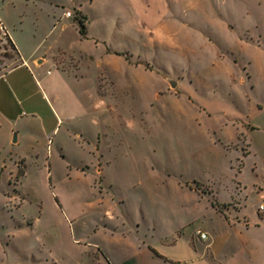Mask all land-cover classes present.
<instances>
[{"label": "rangeland", "instance_id": "rangeland-1", "mask_svg": "<svg viewBox=\"0 0 264 264\" xmlns=\"http://www.w3.org/2000/svg\"><path fill=\"white\" fill-rule=\"evenodd\" d=\"M74 1L0 0V15L10 37L21 38L23 52L39 47L36 57L58 58L60 67H49L46 74L60 68L75 82L94 117L92 126L82 123L93 137L101 134L105 176L95 169L101 159L93 148L98 136L92 146L87 136L75 144L67 140L61 152L60 138L69 130L73 136L71 124L83 132L80 122L58 124L50 109L67 107L66 101L57 103L49 93L48 102L35 97V114L29 108L21 114L35 119L41 144L1 156L8 166L19 154L27 161L0 166V264H166L164 247L180 236L191 241L199 222L182 227L208 202L199 203L190 185L198 182L209 187L205 191L227 195L243 157L244 146L236 138L244 124L259 125L252 116L264 104V0H172L194 13L180 19L183 32L168 18L170 29L157 36L140 29L139 43L119 37L117 11L129 14L128 0L121 8L117 0H77L92 19V40L81 38L74 19L66 21L67 30L60 24L54 28L53 18L63 7L76 16ZM158 1L137 9L151 30L171 10ZM104 2L102 16L108 22L101 17ZM127 43L136 48L137 70L105 53L128 51ZM70 56L77 67L69 66ZM14 57L0 38V75L14 66ZM42 126H49L48 137ZM217 136L222 143L216 144ZM234 142L237 146H231Z\"/></svg>", "mask_w": 264, "mask_h": 264}, {"label": "crops", "instance_id": "crops-1", "mask_svg": "<svg viewBox=\"0 0 264 264\" xmlns=\"http://www.w3.org/2000/svg\"><path fill=\"white\" fill-rule=\"evenodd\" d=\"M128 1L129 5L133 8L129 6L132 9L129 14L119 9L117 11L118 18L116 19L118 20V32L122 35L119 36L122 40L126 38L134 41L137 40L139 43L141 37H143L142 32L150 36H157L160 33H164L163 31L169 30L170 25H172L164 22L168 20V18H173V24L176 25L175 27H177V29H180L181 23L179 22L181 20L185 21L183 17L194 14L191 11H182L180 5L172 0H159L158 2L161 7L164 8L167 2V7L171 10H168L165 18L158 22L156 18H154L152 21L158 23L159 29L156 26L151 30L148 26H145L146 23H144V20L142 21L140 13H137V9L150 7V4L152 5L153 2H149L150 0ZM80 2L81 1L75 0V7L73 8V10L76 11V15H81L86 18L87 34L86 36L80 34V36L83 40H92L94 38H91L89 35V27L92 19L84 9V5ZM117 4V7H123L122 0H117ZM105 8L106 2H104V6L101 4L100 11L102 13L101 17L104 18L103 21L106 20V22H108L109 20L105 19V16H102L105 15ZM69 12L72 13L71 10H66V8L63 7V12H61L59 16L53 18L55 21L53 27L56 28L60 24L64 25V30H67L69 27L66 21L71 19L75 20L74 14H72L71 17H67V13ZM184 13L187 14L185 15ZM126 15L130 18L137 19L130 21L125 18ZM0 21L4 29L9 25L1 15ZM75 23L78 25L76 20ZM135 23H139V25L135 26ZM205 23L208 24L209 22L205 20ZM227 25L229 29L231 26L229 23ZM12 28L15 30L16 26L13 25ZM191 28L199 31L202 29L196 26ZM78 30L80 33L79 25ZM203 31L204 30H201V33L205 34ZM178 32H183V30L181 31L180 29ZM6 34L19 53V61L14 68L8 69L0 75L1 168L7 169L13 165L16 167L19 162L27 161L24 155L19 154L15 159V163L8 166L7 163L9 160L1 157L3 152L41 144L42 138H39L38 135L34 133L36 129L35 119L32 116L31 118L25 119L21 114V110L23 108H29L35 114L37 108L34 103L35 97L37 98L39 95L43 100L48 102L49 98L47 93H49V95L57 97V103H62V101L65 100L67 104V107L64 106V108H62L61 105L58 106L57 109L60 110L61 108V111L57 110L56 106L50 109L52 110L53 116L58 121V124L61 122L71 124L70 122L75 123V121L79 120V125L83 130V132H78L77 127L71 124L74 127L73 131L78 134L74 132L72 136L69 130L66 136L63 135L66 138L63 136L60 138L58 144L60 151L64 152L66 150L64 147L66 146L67 140L75 144L78 143L79 139L87 136V138L85 137V141H87L89 146H92L93 141L91 139L98 136L97 144L93 148L97 153L101 154V159L99 158V166L95 169L97 174L105 176V169L102 165L105 164L107 159L104 149L102 148L101 134L94 135L93 137V134H90L91 131L87 132L86 126L82 123L88 120L87 123L90 127V125L92 126V123H94V117L91 113H88L87 107L82 103L77 92L74 90L75 82L70 81L69 78L64 76L60 68L57 69V74L45 73V69L47 70L49 67H60L57 57L51 58L47 54L36 57V51H38L39 47L35 48L31 53L26 54V52H23L24 50H21L23 47V42H20L21 38H12L7 32ZM207 37L210 39L211 35L209 34ZM170 38L172 37H168V39ZM212 41L214 40H209V42ZM98 44L99 40H96L95 45L97 46ZM128 45V51H125V49L117 51L111 48L105 53L111 55L112 58H117L119 63L125 64L124 66L135 67L137 70L138 64H136L133 59L136 48L130 43ZM156 48L158 50H163L158 46ZM167 49L168 51L179 52L171 47ZM85 55L88 57L87 53H85ZM130 57L132 58L130 59ZM89 58L94 61L98 67L104 66L103 60H97V58L92 55H90ZM69 66L77 67V63L73 56H70ZM250 66L252 67V62H250ZM166 91H168V89H166ZM255 113L256 116L253 115L252 119L255 117V119L257 118L256 120H260L259 125L257 126V124L255 125V123L252 122L244 124L246 129L241 131L236 138V141L240 140L244 146L242 149L243 157L237 160V172H235V179L230 182L232 185H230L231 189L228 190L227 195L222 196L218 192H215V196H213L198 192L194 188H189L193 194L199 196V199H201L199 203L203 205L204 198L208 199V202L205 203L204 207L199 209L200 211H198L195 219H191V222L182 227V229H185L194 222H199L200 226L194 235H192L191 241L188 242L180 236L179 239L175 238L164 247L166 253H168L165 255L166 260H164L166 264H264V209L261 210V207H264V104L258 106ZM48 128L49 126L47 128L42 126L40 129L44 137H48ZM53 133H57L56 128L53 130ZM217 143H222V139L218 136L216 139V144ZM231 146H237V144L234 142ZM94 153L93 151L90 154L93 155ZM10 155L12 156V154ZM11 161H14V159L11 158ZM231 169L235 170V167ZM2 177H4V173L2 174V171H0V178ZM215 200L221 205H228L223 209V212L215 207ZM198 232L206 234L207 239H201L197 234Z\"/></svg>", "mask_w": 264, "mask_h": 264}, {"label": "trees", "instance_id": "trees-1", "mask_svg": "<svg viewBox=\"0 0 264 264\" xmlns=\"http://www.w3.org/2000/svg\"><path fill=\"white\" fill-rule=\"evenodd\" d=\"M75 20L77 21V23H78V25L80 27V34L83 35V36H86V34H87L86 22H85L86 18L82 17L81 15H76L75 16ZM262 35H263L262 31L259 30V32L257 34V37L261 39ZM0 38L2 40L6 41L7 44L9 45L11 51L14 52L15 57L13 58V62L15 63L14 64V66H15L17 64V62L19 61V53H18L15 45L12 43V41L10 40L8 35L6 33L2 32V31H0ZM14 66H12V68H14ZM204 187H205V189H209V187L201 185V184H199L197 182H194L193 185H190V188H194L198 192H202V193H205V194H210V195L215 196V191L214 190L210 189V191H205L204 189H202ZM214 205L221 212H223V209L228 206V205H221L216 200L214 201Z\"/></svg>", "mask_w": 264, "mask_h": 264}, {"label": "built area", "instance_id": "built-area-1", "mask_svg": "<svg viewBox=\"0 0 264 264\" xmlns=\"http://www.w3.org/2000/svg\"><path fill=\"white\" fill-rule=\"evenodd\" d=\"M71 16H72V13L71 12L67 13V17H71ZM0 31L6 33L5 32V29H4V26L1 23V21H0ZM263 209H264V207H261V210H263ZM197 234L200 236L201 239H203V240L207 239V235L206 234L201 233V232H198Z\"/></svg>", "mask_w": 264, "mask_h": 264}, {"label": "water", "instance_id": "water-1", "mask_svg": "<svg viewBox=\"0 0 264 264\" xmlns=\"http://www.w3.org/2000/svg\"><path fill=\"white\" fill-rule=\"evenodd\" d=\"M170 83H171V87H172L173 89H175V88H176V83H174L173 81H170ZM15 140H16V137H15Z\"/></svg>", "mask_w": 264, "mask_h": 264}]
</instances>
